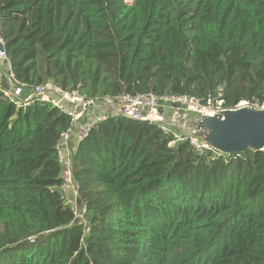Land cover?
Returning <instances> with one entry per match:
<instances>
[{
    "label": "trees",
    "instance_id": "1",
    "mask_svg": "<svg viewBox=\"0 0 264 264\" xmlns=\"http://www.w3.org/2000/svg\"><path fill=\"white\" fill-rule=\"evenodd\" d=\"M0 34L21 93L4 77L0 264H264V149L200 153L158 122L100 121L74 153L86 231L60 187L71 118L29 99L51 81L261 104L264 0H0Z\"/></svg>",
    "mask_w": 264,
    "mask_h": 264
},
{
    "label": "built area",
    "instance_id": "2",
    "mask_svg": "<svg viewBox=\"0 0 264 264\" xmlns=\"http://www.w3.org/2000/svg\"><path fill=\"white\" fill-rule=\"evenodd\" d=\"M125 1L132 3L134 0ZM0 42L5 45L1 34ZM4 77L8 80V88L6 89L2 88ZM16 84H18V81L15 79L7 52L0 48V88L3 89L5 95L18 98L21 93L16 88ZM33 97L52 104L71 118L70 127L62 133L56 145V152L62 164V183L60 187L65 191L66 202L72 207L74 220H77L80 225L86 227V231H90V224L87 217V208L79 203L80 185L75 177V151L72 146L74 143L77 144L83 141L100 121L122 115L134 120L160 123L165 119L162 108L164 107V102L168 100L176 110L185 107L202 113L207 112L208 108L211 107L216 112L220 110H237L244 107L264 108V102L260 104L242 100L234 108L226 109L223 106L222 99L216 101L209 99L203 104L199 98L193 95L159 96L152 92L138 94L123 92L116 96L90 98L78 89H65L51 81L34 86L33 94L29 99ZM177 113L176 111L175 115ZM163 129L169 133L167 127H163ZM174 137L177 140L189 139L200 153H203L206 149H213L211 146L197 142L191 136H185L180 139L178 135H174Z\"/></svg>",
    "mask_w": 264,
    "mask_h": 264
},
{
    "label": "water",
    "instance_id": "3",
    "mask_svg": "<svg viewBox=\"0 0 264 264\" xmlns=\"http://www.w3.org/2000/svg\"><path fill=\"white\" fill-rule=\"evenodd\" d=\"M0 48L6 51V46L1 42ZM227 116L233 118L228 121ZM208 120L214 124L213 130L221 131L216 137L208 135L219 149L228 153L246 147L264 149V110L252 107L227 110L225 115L218 118L212 116Z\"/></svg>",
    "mask_w": 264,
    "mask_h": 264
},
{
    "label": "rangeland",
    "instance_id": "4",
    "mask_svg": "<svg viewBox=\"0 0 264 264\" xmlns=\"http://www.w3.org/2000/svg\"><path fill=\"white\" fill-rule=\"evenodd\" d=\"M162 109L165 118L163 122H160L162 128L167 127L168 132H171L174 135H178L179 139L185 136H191L194 139H196L197 142H200L203 145L205 144L207 146H211L213 147V149L218 150L219 152L228 153L216 147L213 141L208 138L209 134H211V136L216 137L221 132L220 130L215 131L212 129V127H214V124L211 121H209L208 118L212 116L218 118L220 117V115H225L226 111L220 110L216 112L213 110V107L208 108V111L205 113L190 110L185 107L176 110V108L172 105L171 102H169V100L164 102V107ZM256 109H260V108L256 107ZM260 110H264V108ZM176 111L178 113L175 115ZM226 118L229 121V119L233 117L227 116ZM175 142L176 141L171 142V144H174ZM80 143L73 144L72 148L75 152L78 150Z\"/></svg>",
    "mask_w": 264,
    "mask_h": 264
},
{
    "label": "crops",
    "instance_id": "5",
    "mask_svg": "<svg viewBox=\"0 0 264 264\" xmlns=\"http://www.w3.org/2000/svg\"><path fill=\"white\" fill-rule=\"evenodd\" d=\"M30 94H31V93H30ZM30 94H29V95H30ZM108 111H110V109H108Z\"/></svg>",
    "mask_w": 264,
    "mask_h": 264
}]
</instances>
